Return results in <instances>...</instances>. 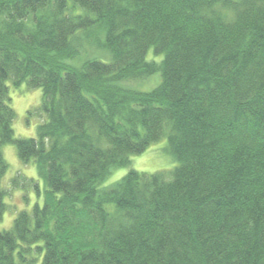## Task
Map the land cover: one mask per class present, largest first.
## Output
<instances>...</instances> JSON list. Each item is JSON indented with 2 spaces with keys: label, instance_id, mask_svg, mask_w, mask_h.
Segmentation results:
<instances>
[{
  "label": "trees",
  "instance_id": "trees-1",
  "mask_svg": "<svg viewBox=\"0 0 264 264\" xmlns=\"http://www.w3.org/2000/svg\"><path fill=\"white\" fill-rule=\"evenodd\" d=\"M9 80L42 88L37 138ZM165 135L173 170L105 185ZM11 143L45 192L0 264H264V0H0V222Z\"/></svg>",
  "mask_w": 264,
  "mask_h": 264
},
{
  "label": "rangeland",
  "instance_id": "rangeland-1",
  "mask_svg": "<svg viewBox=\"0 0 264 264\" xmlns=\"http://www.w3.org/2000/svg\"><path fill=\"white\" fill-rule=\"evenodd\" d=\"M148 59L160 60L161 56L155 55L153 49L147 54ZM161 72L157 71L153 75L144 79L131 81L128 85L141 91H150L161 82ZM9 95L11 97L10 105L16 112V118L13 124L15 136L18 138H37L38 126L46 119L44 113L38 112L42 104V88H29L26 83L19 86L13 85L9 80ZM4 156L9 164L8 171L3 178V186L8 189L9 194L5 198L8 209L0 222V229H10L17 214L22 210L31 211L36 203L43 204L45 185L40 178L37 165L34 161L24 163L18 156L15 144H7L3 147ZM179 164L170 149L167 135L151 143L147 149L139 154L131 155V164L126 167L115 169L105 185L112 184L125 176L130 169L137 171L154 173L159 171H171ZM20 176L21 182L34 179L39 185L40 193L35 187H18L12 189V180ZM40 264V260L38 262Z\"/></svg>",
  "mask_w": 264,
  "mask_h": 264
}]
</instances>
